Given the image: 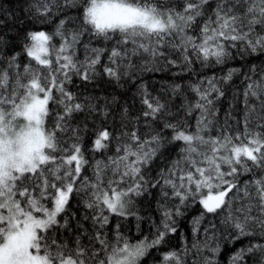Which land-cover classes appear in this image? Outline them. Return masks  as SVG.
Segmentation results:
<instances>
[{"label":"snow or ice","instance_id":"6c2138e0","mask_svg":"<svg viewBox=\"0 0 264 264\" xmlns=\"http://www.w3.org/2000/svg\"><path fill=\"white\" fill-rule=\"evenodd\" d=\"M27 18L57 22L46 32L0 15V264H216L221 240L246 241L229 264H264V68L224 70L264 53V0H28ZM165 68L188 82L154 95L138 73ZM238 75L243 91L222 113ZM74 78L135 86L136 115L118 95L71 91ZM153 195L151 239L130 242L120 222L109 229L113 216L139 229L132 205ZM197 204L191 242L162 252Z\"/></svg>","mask_w":264,"mask_h":264},{"label":"trees","instance_id":"16d2710c","mask_svg":"<svg viewBox=\"0 0 264 264\" xmlns=\"http://www.w3.org/2000/svg\"><path fill=\"white\" fill-rule=\"evenodd\" d=\"M27 4L28 0H0V15L11 16L14 14L17 17H21L24 22V29H31L35 27L37 30H45L46 32H52L54 30V25L57 22V19H53L52 23L48 24H36L33 25L27 18ZM73 14H75L73 10ZM58 43V41H55ZM94 44L101 43L100 41H93ZM17 51H19V46H17ZM81 58L82 54H81ZM25 57H21L23 61ZM255 66L257 69L264 68V53H257L255 55H245L244 58L237 57V59L230 61L227 65L224 66V70L226 71L229 68H236L241 73H247L249 68ZM199 69L200 74L212 75L216 74L217 76L223 75L224 72L221 70L220 67H212L210 69L200 68L199 65L196 66ZM176 69H167L165 68L163 71H140L138 75L141 79L149 85L150 91L153 92L155 95L157 91L160 90L161 85L169 82H179L185 84L188 82V78L182 77L177 79L175 76ZM69 88L73 92H77L83 95L93 94V95H118L120 97L121 103H127L130 108V113L134 117L137 113V110L140 107L139 100H133V94L135 92V86L125 87V88H114L112 85L106 82L104 79H99L96 84H83L80 80L75 79ZM244 88V84L242 83V76L238 75L234 77L233 84L231 89L227 94V98L221 102V112L225 111L228 107L229 102L232 99L234 92L239 91L242 92ZM191 96L192 94L189 93ZM242 99V96L240 97ZM194 99V97H193ZM50 108L54 111L55 108L50 104ZM238 109H242V105L237 104ZM241 114L240 111L237 112L239 116ZM84 120L83 115H78L77 118L73 121V123H82ZM54 124V121H52ZM99 124V121L96 122ZM193 126L195 125V120H192ZM49 126L48 122L46 121V127ZM89 132L85 135L84 146L85 148H90L92 144V140L94 138L93 131L94 125L91 120H89ZM110 152H114V146L109 149ZM178 153V148L173 147L170 151L171 158H175ZM99 155V154H97ZM90 158V157H89ZM166 161H158L157 163L162 166L163 163ZM91 175V172H88ZM243 179H247L244 177ZM155 191V190H154ZM70 207L72 212L75 213L77 218L82 217L86 209L83 208L82 203L78 202V198H73L70 200ZM156 207V197L148 196V197H140L138 198L135 203L132 205V211L139 213V215L143 216L144 219L140 222V227L137 229L136 224L137 221L134 217H129L128 220H123L119 217H112V223L109 225V229L112 228V225L116 222H120L123 224L126 231V238L130 240L132 243H136L141 240L142 237H148L151 239L153 229L151 227L149 217L155 220L156 223H159L160 217L155 212ZM202 211L201 207L197 204L193 207H190L185 215L179 219L178 223V231L174 236H171L170 243L167 248L162 249L163 251H168L169 249H176L179 250L182 246V237L187 238L188 242L190 243L192 240V221L195 217L199 215ZM86 228L91 230V221H83ZM207 223V220L204 222ZM73 228H75V221H73ZM111 237V233H109ZM64 237L71 241L73 240L74 233H64ZM87 243V240L84 241ZM246 241H237L236 243H229L226 240L220 241V250L218 255L216 256V264H229L230 257L240 249ZM161 253H157L155 249L152 250L153 259L159 261ZM148 264H153V260H148ZM190 264V261H189ZM246 264H252L251 259L246 258Z\"/></svg>","mask_w":264,"mask_h":264}]
</instances>
